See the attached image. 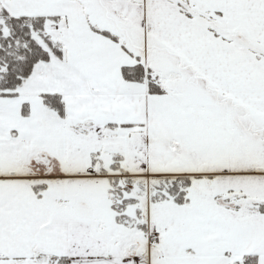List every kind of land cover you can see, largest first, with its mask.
I'll return each mask as SVG.
<instances>
[{
	"label": "snow or ice",
	"instance_id": "snow-or-ice-1",
	"mask_svg": "<svg viewBox=\"0 0 264 264\" xmlns=\"http://www.w3.org/2000/svg\"><path fill=\"white\" fill-rule=\"evenodd\" d=\"M0 264H264V0H0Z\"/></svg>",
	"mask_w": 264,
	"mask_h": 264
}]
</instances>
